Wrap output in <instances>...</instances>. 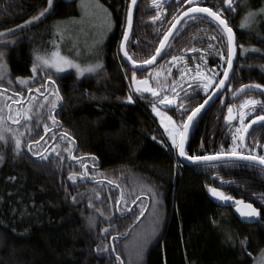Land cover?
<instances>
[{"label": "trees", "instance_id": "16d2710c", "mask_svg": "<svg viewBox=\"0 0 264 264\" xmlns=\"http://www.w3.org/2000/svg\"><path fill=\"white\" fill-rule=\"evenodd\" d=\"M100 2L113 29L99 49L100 69L78 75L44 67L32 72L37 29L75 15L77 0H53L51 8L48 0H0V33H6L0 35V264H252L264 252V169L182 163L153 112V105L164 110L159 101L167 96L179 107L164 111L181 128L183 108L191 111L208 94L183 78L200 66L218 73L216 84L227 59L224 33L209 18L186 17L159 62L137 72L159 96L137 93L119 50L129 0ZM199 5L227 21L237 58L227 87L192 126L186 153L235 147L264 156V124L254 125L244 140L237 132L242 112L245 126L264 116V0ZM189 6L188 0H138L129 56L149 59ZM249 12L254 20L242 26ZM173 57L179 62L170 71ZM250 100L257 103L241 107ZM229 107L236 117L225 124ZM210 187L252 204L259 220L240 222L232 207L210 198Z\"/></svg>", "mask_w": 264, "mask_h": 264}, {"label": "snow or ice", "instance_id": "6c2138e0", "mask_svg": "<svg viewBox=\"0 0 264 264\" xmlns=\"http://www.w3.org/2000/svg\"><path fill=\"white\" fill-rule=\"evenodd\" d=\"M153 2L155 3V0H153ZM132 3L135 4L136 0H132ZM188 3L191 5L187 11H185L183 13L184 16H191V18L195 19L196 18V14L197 13H201V14H207L208 16L214 18L215 20H217L219 22L220 25L223 26V31L227 33V38H228V44H229V50L227 53V64H228V69H225L223 75H224V79L219 81V84L216 85V87H222L225 83V80L228 78L229 75V69L232 66V57L235 54V47L233 45V30L231 27L228 26V23L226 20L222 19L220 14L217 12L212 11L211 8H206V7H200L199 3L200 0H188ZM230 3V0H229ZM53 4V0H48V5L49 8H51ZM98 6V5H97ZM49 9H44V11H41L39 13V16L34 17L32 21H28L27 23H33L35 20L40 19V17L44 16L45 13L48 11ZM261 11H264V9H262ZM256 13L254 12H249L247 14V16L245 17V21L244 23H251L252 19L255 17ZM180 21L177 20V23H179ZM127 24H128V29L124 31L123 34V41H128L129 39V31L131 30V26H132V11L131 9L128 12V17H127ZM242 26H244V24H242ZM176 27V24H172L171 28L169 29L168 33L164 36V39L161 40L160 42V47H158L156 49V56L160 55L163 48L166 46V41L169 39V37L172 35V29H174ZM0 35H6V33H0ZM121 48H124V43L121 44ZM3 53L0 52V60L3 59ZM124 56L127 57L129 60L132 61L134 66H142V65H137L136 61L132 59L131 56L128 55L127 51H124ZM156 56H152L150 59L144 60L143 64H151L155 59ZM176 57H173V60H176ZM41 67L44 68H55L56 71L60 72V71H64L65 67H69V68H75L77 73H79L80 75H83L85 72H92L95 71L97 68L101 67V65L97 64L95 66H88V67H81V65L75 63L74 61L68 59L67 57H63L60 55L59 51H53L50 56L49 55H41L39 53V51L36 52L35 54V62L33 64L32 67V72L36 73ZM50 82L52 84H54V81H51V78H49ZM132 82L135 85V91L137 93L139 92H151V94L153 96H159V93L151 88L149 86V81L148 80H137L136 79V74L135 72H133L132 74ZM21 84H26L27 81L21 79L20 80ZM211 86V81L209 80L208 83L205 84V90H207V88ZM256 87H260L259 85H256ZM244 89H241V91H243ZM29 91H31V89H29ZM37 91H40L39 89H37ZM174 91V90H173ZM53 95H55L56 100L61 99V97L59 96V92L58 90H56ZM128 101L131 102L132 101V96L129 95L127 97ZM161 104H172L174 103V100L169 99L167 96H165L163 99H161L159 101ZM207 103V101H205V104ZM257 102L254 100H250V101H246L245 104L241 105L242 108L247 107L248 105H255ZM53 107H55V101L53 102ZM204 107V104H201L198 108L194 109L191 113V115H189L187 117V122L183 123L182 128L183 131L180 130V128L176 127L175 124L173 123L172 126V130L168 132L169 138L172 141V145L174 148H176L178 150V153L181 157H186L188 160L192 161L193 163H199L200 161H210V160H217L221 157V155H223V153H218L216 155H211V156H187L186 152H185V141L187 139V130L190 126V123L192 122V120L194 119V117L199 113V111ZM153 111L156 112V114L158 116L162 117L161 122H164V114H162L159 109L153 105ZM229 116L227 117V119L231 120L234 117L232 116V108H229ZM246 115V113H241L240 114V121H241V128L237 129V132H247L248 131V126L244 125V116ZM9 119H12V117H9ZM53 122L55 123V119L54 117L52 118ZM166 119L169 122H172V118L171 117H166ZM17 122V121H14ZM256 122H264V116H258L256 117V120L253 121L252 123H256ZM167 126H166V131H167ZM8 131H11V129H8ZM177 137H179V139H177ZM241 139H243V135H241L240 137ZM4 139V136L2 134H0V140ZM235 140V137H234ZM21 145V141L19 139H16V148L19 149ZM31 147H29V151H31ZM229 155L232 156H238L240 159H244V160H249V161H258L259 164L264 165V156H257V155H249V156H240L237 151L236 148L233 147L231 152L228 153ZM43 158V157H42ZM75 159V157H73ZM0 159H2V157H0ZM70 179H75V177L70 176ZM209 191L212 193L213 196L224 200V201H228V200H232L233 198L230 196L225 195V193L219 191L217 188H209ZM234 203L237 205V212L239 213V215L241 216V218L246 219V220H253L256 219L260 216V212L258 209H256L255 207H253L252 204H246L244 203V201L242 200H235ZM105 231H107V229H105ZM246 243V241H242V244ZM117 259H119V257H117ZM261 264H264V259H262Z\"/></svg>", "mask_w": 264, "mask_h": 264}, {"label": "rangeland", "instance_id": "374dc122", "mask_svg": "<svg viewBox=\"0 0 264 264\" xmlns=\"http://www.w3.org/2000/svg\"><path fill=\"white\" fill-rule=\"evenodd\" d=\"M253 20L254 18L252 22ZM243 24L247 26L249 23ZM112 29L113 22L111 14L100 0H77L75 15L62 20H55L45 25V27L43 25L37 29L36 32H39L37 36L38 46L35 49V54L39 51L41 55L50 56L53 51H59L61 56L67 57L81 65V67L95 66L97 64L102 65L99 49ZM177 62H179V59L171 61L168 67L170 71L176 66ZM166 65L167 63L165 66ZM51 69L56 71L55 68ZM98 69H100V67L95 71ZM178 70L182 71L180 67H178ZM64 71H73L80 75L75 68L65 67ZM95 71L85 72L83 75L91 74ZM161 71L164 72L162 69ZM163 72H161V74H163ZM157 73L159 72L156 71V74ZM217 76V72H213L206 68L203 69L199 66L196 68V71L194 70L192 75H185L183 81L193 80L198 87L202 88L206 93H209ZM209 80L211 81V86L205 90V84L208 83ZM157 108L164 114L163 123L161 122L162 117L158 116L156 112H153L157 116L159 124L162 126L168 141L172 143L168 132L172 130L173 123L176 127L180 128L179 124L169 113L159 107ZM166 117H171L172 122H169ZM166 126L168 129L167 131ZM231 150L229 149L222 152H230ZM262 259H264V252H260L258 255L254 256L252 264H261Z\"/></svg>", "mask_w": 264, "mask_h": 264}, {"label": "water", "instance_id": "95a60500", "mask_svg": "<svg viewBox=\"0 0 264 264\" xmlns=\"http://www.w3.org/2000/svg\"><path fill=\"white\" fill-rule=\"evenodd\" d=\"M137 3H138V0H136V3L133 4L132 3V0H129V3H128V7H127V12H126V20H125V27H124V31L128 29V24H127V17H128V12L129 10L131 9L132 11V25H133V20H134V13H135V9H136V6H137ZM200 6V5H199ZM190 7V6H189ZM187 7L185 10H183L177 17L174 18V20L172 21V23L170 24L169 28L167 29V31L163 34V36L161 37L156 49L158 47H160V42L161 40L164 39V36L168 33L169 29L171 28L172 24H176V27L174 29H172V35L169 37V39L166 41V46L163 48L162 52L160 55L156 56V50L154 52V54L152 56H156V59L151 63V64H143V62H136L137 65H142V66H134L132 61L129 60L127 57L124 56V51H127L126 50V46H127V43L128 41H123V35H122V39L120 41V45H119V50H120V55L123 59V61L125 62V64L133 71L135 72L136 74V79L137 80H148L149 81V86L151 88L152 85H151V82L148 78H142V79H139L137 77V72H141V71H145L149 68H152L155 64H157L159 62V60L162 58L163 56V53L165 51V49L167 48V45L169 43V41L171 40L172 36L175 34V32L177 31V29L179 28V26L181 25L182 21L188 17V16H184L183 13L185 11H187V9L189 8ZM200 7H206V6H200ZM208 8V7H206ZM213 11V10H212ZM196 15H200V16H204L206 18H209L211 19L220 29L221 31L224 33L225 37H226V41H227V47H228V50H229V44H228V38H227V33L223 31V26L219 24V22L217 20H215L214 18L208 16L207 14H201V13H197ZM222 18V17H221ZM223 19V18H222ZM177 20H179L180 22L177 23ZM131 30H132V26H131ZM131 30L129 31V36H130V33H131ZM124 34V32H123ZM233 37H234V40H233V45L235 47V54L233 55L232 57V66L231 68L228 70L229 71V75H228V78L225 80V83L222 87H216V85L219 84V81L220 80H223L224 79V71L225 69H228V64H227V59H226V64H225V68L223 70V73L222 75L220 76L219 80L216 82V84L214 85V87L211 89V91L206 95V97L204 98V100L198 105L196 106L195 108H193L189 114L187 115V117L189 115H191L192 111L196 108H198L201 104H204V107L199 111V113L194 117V119L192 120V122L190 123V126L187 130V139L185 141V146H186V143H187V140L189 138V134H190V131L192 129V126L194 125L195 121L197 120V118L201 115L202 112H204L206 109H208L216 100L219 99V97L221 96V94L223 93L224 89L227 87L228 83H229V80H230V77H231V74L233 72V68H234V64L236 62V58H237V48H236V44H235V35H234V32H233ZM129 40V39H128ZM124 43V48L122 49L121 48V44ZM228 53V51H227ZM129 55V54H128ZM151 56V57H152ZM150 57V58H151ZM149 58V59H150ZM133 74V73H132ZM131 87H132V90L134 92L135 91V85L133 84L132 82V75H131ZM154 89V88H153ZM158 92V91H157ZM142 93H145V94H150L151 92H143ZM205 101H207V103L205 104ZM176 102L172 103V104H164L163 106V109L168 111V110H172L176 107ZM230 108V107H229ZM229 108L227 109L226 111V114H225V117H224V122L225 124H229L233 121V119L236 117V111L232 108V116L234 117L233 119L229 120L227 119V117L229 116ZM187 117L185 118L184 122H187ZM256 118H253L252 120H250L246 126H248V131L247 132H242L241 135H243V139L241 140H244L245 136L248 134V132L250 131V129L256 125V124H264V122H256V123H252L253 121H255ZM183 125V124H182ZM181 131H183V128L181 127ZM179 139V137H178ZM177 151V155H178V158L180 159V161L184 164H187V165H206V164H213V163H224V162H242V163H247V164H252V165H255V166H258V167H261L264 169V165H261L259 164L258 161H249V160H244V159H240L238 156H232V155H229L228 153H223V155H221V157L217 160H210V161H200L199 163H193L192 161L188 160L186 157H181L178 153V150L176 149ZM218 154V153H216ZM216 154H211V155H216ZM240 156H249L251 154H245V153H238ZM210 154L209 155H203V156H211ZM189 156V155H187ZM218 189V188H217ZM219 190V189H218ZM209 196L210 198L216 203L218 204L219 206H222V207H232V212L233 214L236 216V218L244 223V224H253V223H256L260 216L256 219H253V220H246V219H243L241 218V216L239 215V213L237 212V205L234 203L235 200H240V199H235L233 198L232 200H228V201H224V200H221L215 196L212 195V193L209 191ZM246 204H249L247 202H244ZM254 207V206H253ZM257 209V208H256ZM259 210V209H258ZM260 212V211H259ZM129 231V230H128ZM128 233V232H127Z\"/></svg>", "mask_w": 264, "mask_h": 264}, {"label": "flooded vegetation", "instance_id": "af4514ba", "mask_svg": "<svg viewBox=\"0 0 264 264\" xmlns=\"http://www.w3.org/2000/svg\"><path fill=\"white\" fill-rule=\"evenodd\" d=\"M141 72H142V71H141ZM138 78H139V79H142V78H147V77L143 75V76L138 77ZM213 87H214V86H213ZM209 92H210V91H209ZM178 107H179V106L176 105V107H175L173 110L178 109ZM183 110H184V112H186V116H185V118H186L190 111H188V109L185 108V107L183 108ZM168 111H169V110H168ZM226 111H227V110H226ZM184 120H185V119H184ZM184 120H183V122H184ZM183 122L181 123V127H182ZM186 144H187V143H186ZM185 152H187V151H186V146H185ZM230 152H231V151H230ZM230 152H229V153H230ZM216 153H223V152L206 153V154H203V155H209V154L211 155V154H216ZM224 153H228V152H224ZM237 153H238V152H237ZM186 154L188 155V153H186ZM203 155H197V156H203ZM190 156H192V155H190ZM193 156H194V155H193ZM74 160H75V159H74ZM83 166H84V165H83ZM84 169H85V166H84ZM86 173H87V172L85 171V175H86Z\"/></svg>", "mask_w": 264, "mask_h": 264}]
</instances>
